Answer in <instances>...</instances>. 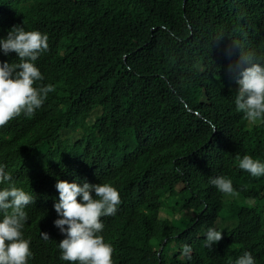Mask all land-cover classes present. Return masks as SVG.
I'll return each mask as SVG.
<instances>
[{
  "label": "trees",
  "instance_id": "1",
  "mask_svg": "<svg viewBox=\"0 0 264 264\" xmlns=\"http://www.w3.org/2000/svg\"><path fill=\"white\" fill-rule=\"evenodd\" d=\"M17 24L49 37L35 64L55 87L31 117L0 127V152L24 159L11 176L35 199L28 264H78L51 258L41 231L58 218L57 180L97 172L120 181L121 208L137 188L150 209L149 258L131 264H229L245 251L264 264V176L237 159L264 163V118L237 111L230 70L231 38L264 50V0H0V38ZM219 175L233 194L209 182ZM209 227L223 232L212 248Z\"/></svg>",
  "mask_w": 264,
  "mask_h": 264
},
{
  "label": "clouds",
  "instance_id": "2",
  "mask_svg": "<svg viewBox=\"0 0 264 264\" xmlns=\"http://www.w3.org/2000/svg\"><path fill=\"white\" fill-rule=\"evenodd\" d=\"M48 40L47 34L38 30L26 31L24 24L14 25L6 37L0 38V51L4 55L14 52L18 57L16 63L0 60V127L22 114L31 117L48 94L55 91L51 83H42L45 78L35 64L49 49ZM231 40L232 48L239 50L238 61L230 69L239 86L235 106L246 120L254 123L264 118V50L258 52L239 40ZM125 124H132L124 128L134 131L136 123ZM237 159L239 167L253 177L264 176V163L249 155ZM23 165L24 159L18 154L0 152V185H3L0 187V264H28L33 257L30 238H25L23 229L29 221L25 209L35 199L17 187L11 176L15 166ZM105 171L103 169L100 176ZM98 173L95 179L87 176L79 182H71L70 177L57 180V190L51 196L55 195L58 218L52 221L53 230L41 231L48 255L53 259L59 255L64 262L78 264H131L129 259L146 261L155 231L152 218L148 216L149 207L142 206L136 188V197L128 202L129 208H121L122 201L126 200L120 181L115 177L99 180ZM148 178L145 176L139 181L148 183ZM209 182L222 194L234 193L232 181L223 175L212 177ZM41 223L45 226V219ZM205 237V246L212 248L222 240L223 232L209 227ZM229 264H255V258L245 251Z\"/></svg>",
  "mask_w": 264,
  "mask_h": 264
}]
</instances>
